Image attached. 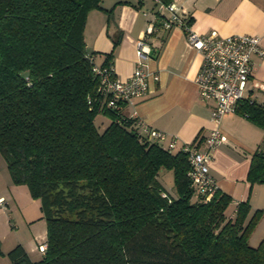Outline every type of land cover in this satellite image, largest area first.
<instances>
[{"label": "trees", "instance_id": "16d2710c", "mask_svg": "<svg viewBox=\"0 0 264 264\" xmlns=\"http://www.w3.org/2000/svg\"><path fill=\"white\" fill-rule=\"evenodd\" d=\"M104 0H0V155L11 182L40 201L46 249L31 261L21 245L11 264H264V239L249 238L264 211L231 197L209 201L192 185L188 152L152 139L142 123L108 106L84 39ZM168 4L171 0H160ZM186 24L189 19L186 17ZM155 27L165 29L159 14ZM161 41L168 29H165ZM240 113L264 128V106ZM194 143L191 144V146ZM168 175L171 190L163 177ZM250 183H264V149ZM4 255L1 249L0 256Z\"/></svg>", "mask_w": 264, "mask_h": 264}, {"label": "crops", "instance_id": "0c3cea01", "mask_svg": "<svg viewBox=\"0 0 264 264\" xmlns=\"http://www.w3.org/2000/svg\"><path fill=\"white\" fill-rule=\"evenodd\" d=\"M118 2L131 5L115 6L110 17L102 10L89 13L84 39L87 52H95L96 62L102 63L113 51V39L121 32L112 58L115 75L121 80L131 76L138 62L144 64L149 74L147 91L142 97L127 102L122 113L141 122L146 131L154 129L165 134L161 144L166 147L173 142L174 150H178L194 143L195 147L203 149V142L214 127L210 113L215 103L203 102L199 97L196 78L202 63L200 53L188 47L186 33L177 25L168 29L161 41L166 30L155 27L163 4L160 0H104L102 6L111 9ZM169 3H174L189 19L187 26L191 32L204 35L215 31L220 37L255 36L264 49V0H171ZM164 15L167 14L164 12ZM149 26L153 27V32L147 36L145 32ZM143 37L152 53L140 60L136 44ZM251 61L254 70L239 107L236 112L225 115L219 126L227 142L214 150L210 162V174L217 190L232 199L230 215L233 216L239 203L248 202V218L256 210L264 211V183L247 180L254 152L259 147L264 149V128L251 122L246 113H240L243 103L264 106V56L253 54ZM16 192L17 186L11 182L6 163L0 156V198H4L8 206L7 200L12 203ZM0 212L4 214L7 209L0 206ZM40 232L32 237L36 243L46 239V232L43 230L44 235ZM253 239L257 240V245L264 239V215L249 238L250 244ZM31 243L16 239L3 252L19 244L30 260L36 261L31 257L34 249Z\"/></svg>", "mask_w": 264, "mask_h": 264}, {"label": "built area", "instance_id": "2783aa9c", "mask_svg": "<svg viewBox=\"0 0 264 264\" xmlns=\"http://www.w3.org/2000/svg\"><path fill=\"white\" fill-rule=\"evenodd\" d=\"M174 3L161 4L159 15L165 29L177 25L186 33L188 47L198 51L202 63L196 78V84L201 101H213L215 103L210 113L214 127L203 142V149L194 145H185L188 152L190 170L188 177L199 194L209 201L217 190L216 184L210 174V162L213 159L214 150L227 142L226 134L220 129L222 118L236 112L243 98L246 83L251 77L254 65L251 61L253 54L264 56L259 38L250 35H231L220 37L213 31L209 34L199 35L189 31L186 24V16ZM164 12L167 15H164ZM153 27H148L145 35H150ZM152 50L144 37L136 44L138 58L144 60L151 56ZM92 71L99 78V89L105 94H111L108 106L115 101L131 102L142 97L147 91L149 74L144 69V64L138 62L131 76L125 80L116 77L113 65L99 67L94 65ZM157 80L156 76H153ZM141 123V122H140ZM152 139L163 141L165 134L150 129L147 131ZM174 147L172 142L169 149ZM0 206L5 208L7 203L0 198ZM41 254L45 252L46 245L42 242L38 245Z\"/></svg>", "mask_w": 264, "mask_h": 264}, {"label": "rangeland", "instance_id": "374dc122", "mask_svg": "<svg viewBox=\"0 0 264 264\" xmlns=\"http://www.w3.org/2000/svg\"><path fill=\"white\" fill-rule=\"evenodd\" d=\"M1 159L5 162L2 156ZM169 178L168 175H166V177L164 176L163 183L168 190H171ZM7 201L8 206L5 207L7 212H4V214L0 212V240L3 242L1 245L2 251H7V246L16 239L25 243L31 241L34 247L31 257L39 261L41 259V253L38 249V245L41 244L43 240L39 241L38 238V243H36L32 237L39 231H41L40 233H42V235L46 232L45 220L41 218L40 201L31 198L27 188L21 185L17 186L15 200L12 203L10 200ZM7 215L9 219H7ZM255 241L257 240L253 239L251 244H256ZM0 264H11L6 253L0 256Z\"/></svg>", "mask_w": 264, "mask_h": 264}]
</instances>
